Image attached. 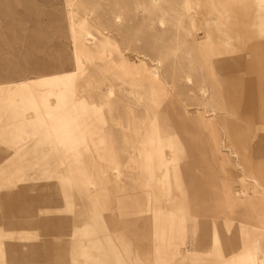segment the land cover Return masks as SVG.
Returning <instances> with one entry per match:
<instances>
[{"label": "rangeland", "instance_id": "374dc122", "mask_svg": "<svg viewBox=\"0 0 264 264\" xmlns=\"http://www.w3.org/2000/svg\"><path fill=\"white\" fill-rule=\"evenodd\" d=\"M7 190L0 264H264V0H0Z\"/></svg>", "mask_w": 264, "mask_h": 264}, {"label": "crops", "instance_id": "0c3cea01", "mask_svg": "<svg viewBox=\"0 0 264 264\" xmlns=\"http://www.w3.org/2000/svg\"><path fill=\"white\" fill-rule=\"evenodd\" d=\"M0 196L4 197V200L6 201L4 204L6 205L8 211H10V210L13 211V209H16L18 207L17 201H19V200L16 198L14 193H10V191L7 190L4 193H2ZM9 208H10V210H9ZM30 219L31 218H25V219L20 218V219H15V220L14 219L8 220L6 222H8L10 225H16V224H20V223L21 224H24V223L31 224ZM3 236H4L3 234H0L1 241H2ZM10 237H12V236H10ZM29 246L31 248L27 251L26 256H25L26 251L21 250L20 247H18V246H10V248L7 251V256L9 257L10 260H12V259H23L26 257L28 259L37 258V252H36L37 248H33V247L39 246L40 247V248H38V251H39L42 247V244L30 243ZM5 261H7V258H5Z\"/></svg>", "mask_w": 264, "mask_h": 264}]
</instances>
